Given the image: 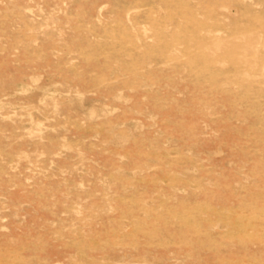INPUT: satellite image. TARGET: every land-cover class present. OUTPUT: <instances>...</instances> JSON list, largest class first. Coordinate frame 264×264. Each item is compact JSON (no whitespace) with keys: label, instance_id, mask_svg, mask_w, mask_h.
Returning a JSON list of instances; mask_svg holds the SVG:
<instances>
[{"label":"rangeland","instance_id":"rangeland-1","mask_svg":"<svg viewBox=\"0 0 264 264\" xmlns=\"http://www.w3.org/2000/svg\"><path fill=\"white\" fill-rule=\"evenodd\" d=\"M39 1L0 0V264H264V0Z\"/></svg>","mask_w":264,"mask_h":264},{"label":"bare ground","instance_id":"bare-ground-1","mask_svg":"<svg viewBox=\"0 0 264 264\" xmlns=\"http://www.w3.org/2000/svg\"><path fill=\"white\" fill-rule=\"evenodd\" d=\"M39 1V0H38ZM45 1V0H44ZM49 1V0H48ZM180 1V0H179ZM259 1V0H258ZM30 2V1H29ZM37 2V1H36ZM46 2H47V0H46ZM58 2V1H57ZM39 3H40V1H39ZM38 3V4H39ZM100 3V2H99ZM46 3H44L42 6H44ZM93 4V3H92ZM95 4V3H94ZM93 4V5H94ZM104 4V3H103ZM103 4H101L100 6H103ZM205 4V3H204ZM22 5V4H21ZM47 5V4H46ZM49 5V4H48ZM242 5V4H241ZM99 6V5H98ZM97 6V7H98ZM100 6H99V9H100ZM29 7H30V5H29ZM45 7V6H44ZM58 7V6H57ZM103 7H105V6H103ZM133 7V6H132ZM159 7H161V6H159ZM179 7V6H178ZM28 8V7H27ZM94 8V6L92 7V5H91V9H93ZM122 8V7H121ZM130 8V7H129ZM134 8V7H133ZM162 8V7H161ZM182 8H184L185 9V7L184 6H182ZM132 8H130L129 9V12H131L130 10H131ZM135 9H137V8H135ZM208 9V8H207ZM213 10H211L210 11V9L208 10V12H209V14H203L201 17V19H198V17L197 16H200L199 15V13H198V15H196V14H194V13H192V12H190V11H188V10H185L183 13L184 14H186L187 16H190V20H188L187 22H186V24H187V26H192V25H194V23L195 22H197V23H200L201 24V26L204 28L205 27V29H206V31H208V35H209V37H216V36H219L220 35V33H222V31H223V29L224 30H226L225 28H222V27H219L218 26V24H215V23H213V22H210V20H209V16H214L215 14H219V12H217L216 13V11H223V13H225L227 16H226V18H231L232 16H230L231 15V11L229 10V9H227V6H225L224 4H222V3H217V4H215L214 6H213V8H212ZM40 10H42L41 8H40ZM101 10V9H100ZM124 10H126V9H124ZM28 11H32V10H28ZM51 11V10H50ZM91 11V10H90ZM89 11V12H90ZM120 11H121V9H120ZM133 11V10H132ZM163 11V10H162ZM230 11V12H229ZM88 12V13H89ZM101 12V11H100ZM126 12H127V10H126ZM43 13V12H42ZM121 14V13H120ZM127 14V13H126ZM134 14V13H133ZM99 15V14H98ZM130 15V14H129ZM163 15V14H162ZM205 15H206V18H204L205 17ZM220 15V14H219ZM93 16V15H92ZM120 16V15H119ZM122 16L123 17H125L126 18V15L125 14H122ZM175 16V15H174ZM223 16V15H222ZM94 17V16H93ZM118 17V16H117ZM129 17V16H128ZM138 17V16H137ZM142 16H140V18H141ZM99 18V17H98ZM97 18V19H98ZM124 18V19H125ZM139 18V19H140ZM143 18V17H142ZM141 18V19H142ZM173 18L174 17H172V19L171 20H173ZM121 19H123V18H121ZM123 19V20H124ZM129 19V18H128ZM127 19V20H128ZM145 19V18H144ZM143 19V20H144ZM165 19V18H164ZM122 20V21H123ZM148 20V19H147ZM179 20V19H178ZM177 20V21H178ZM199 20H202V22L201 21H199ZM208 20V21H207ZM227 20V19H226ZM231 20V19H230ZM233 20V19H232ZM166 21V20H165ZM225 21V20H224ZM229 21V20H228ZM143 22V21H142ZM161 22V21H160ZM159 22V23H160ZM168 22H169V20H168ZM147 23V22H146ZM176 23V22H175ZM217 23H219L220 24V22H217ZM229 23V22H228ZM132 24H133V21H132ZM171 24H173V21H172V23ZM181 23H178V26L180 25ZM225 24H227V23H225ZM137 25V24H136ZM136 25H133L134 27H137ZM146 25V24H145ZM162 26V24H158V28H160V29H165V27L166 26H168L169 24L167 23V24H163V26ZM174 25H176V24H174ZM232 25V24H231ZM128 26H129V24H128ZM132 26V25H131ZM133 27V28H134ZM139 27V26H138ZM186 27V26H185ZM132 28V30H134V32L135 33H137V31H135V29H133ZM142 28H145V26H143V27H140V29L142 30ZM139 29V30H140ZM146 29V31L147 30H149L148 28H145ZM153 29V28H152ZM76 30V29H75ZM78 31V30H77ZM232 36H239V37H241L242 36V31L241 30H238V31H236V32H234L233 34H230L228 37H232ZM171 38V39H170ZM179 38L178 37H166L165 39H162V41L160 42L161 43V45L157 48V50L156 51H158L157 53L158 54H164L165 53V51H166V53H167V55L169 54V57H173V50H172V48H170V45L169 44H167L168 42H171L172 40H178ZM190 39H192V41H194L195 40V37L193 36V35H191V36H188V38H187V41H189ZM238 41H240V40H238ZM189 44V43H188ZM192 44V43H191ZM194 44H197L196 42H193V46H194ZM190 45V44H189ZM241 45V44H240ZM248 48L249 49H252V48H254V46H253V44H249V46H248ZM220 49V48H219ZM217 51H220V50H217ZM167 55H166V57H167ZM75 56V55H74ZM164 56V55H163ZM163 56H161V57H163ZM73 58H76V57H73ZM149 64V63H148ZM151 64V63H150ZM150 67V66H149ZM105 71V70H104ZM103 71V72H104ZM124 72H126V71H124ZM101 74H103V73H101ZM105 74V73H104ZM126 74H128L127 72H126ZM243 74H245L246 76H248L249 75V73H246V72H244ZM102 76V75H101ZM100 76V77H101ZM103 78H104V75H103V77L102 78H100L101 80H103ZM106 78V77H105ZM104 78V79H105ZM111 78H113V77H110V80H111ZM114 78H117V77H114ZM119 79H120V77H118ZM35 81H38L39 79H36V78H33ZM97 79H98V77H97ZM99 80V79H98ZM98 80H95L96 82L98 81ZM100 80V81H101ZM106 80H107V78H106ZM108 81V80H107ZM4 82V80H2V83ZM109 82V81H108ZM99 83V82H98ZM110 83H112V81L110 82ZM103 84H105V83H103ZM110 85V84H109ZM100 86V85H99ZM107 87V86H106ZM72 88V87H71ZM112 88V87H111ZM117 89V88H116ZM24 90H27V89H24ZM73 90V89H72ZM114 90H115V88H114ZM114 90H112V91H114ZM124 90V89H123ZM116 91V90H115ZM27 92V91H26ZM123 92V91H122ZM66 93V92H65ZM120 93H121V91H120ZM67 95H71V94H67ZM83 96H85V94L83 95ZM82 96V99H80V101H79V105L81 106V107H83V108H85L86 107V105H85V99H84V97ZM86 96H87V94H86ZM121 98V97H120ZM54 107L55 106H58L59 104H60V101L59 100H55V101H53L52 103H51ZM96 107V106H95ZM95 107H93V108H91L90 109V115L92 116V117H95V116H97V115H100L101 116V114L100 113H95ZM105 114V113H104ZM100 118V117H99ZM93 120V119H92ZM111 122H109V124H110ZM85 125V124H84Z\"/></svg>","mask_w":264,"mask_h":264}]
</instances>
